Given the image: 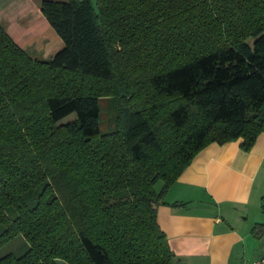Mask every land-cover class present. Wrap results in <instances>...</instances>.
Instances as JSON below:
<instances>
[{
    "label": "trees",
    "instance_id": "obj_1",
    "mask_svg": "<svg viewBox=\"0 0 264 264\" xmlns=\"http://www.w3.org/2000/svg\"><path fill=\"white\" fill-rule=\"evenodd\" d=\"M96 1L0 12V248L30 245L0 264H173L168 189L264 133V0Z\"/></svg>",
    "mask_w": 264,
    "mask_h": 264
},
{
    "label": "crops",
    "instance_id": "obj_2",
    "mask_svg": "<svg viewBox=\"0 0 264 264\" xmlns=\"http://www.w3.org/2000/svg\"><path fill=\"white\" fill-rule=\"evenodd\" d=\"M11 1L0 0V12ZM242 143L209 145L168 189L158 223L173 264H246L263 257L264 133L250 152Z\"/></svg>",
    "mask_w": 264,
    "mask_h": 264
},
{
    "label": "rangeland",
    "instance_id": "obj_3",
    "mask_svg": "<svg viewBox=\"0 0 264 264\" xmlns=\"http://www.w3.org/2000/svg\"><path fill=\"white\" fill-rule=\"evenodd\" d=\"M16 2L22 1V0H15ZM43 0H33V2L37 5L40 6L41 2ZM52 1H59V2H65L68 0H52ZM96 10H98V4L96 0H92ZM19 4V3H18ZM5 25V23H4ZM254 42L253 39H250L248 43L252 45ZM27 53L36 58L39 61L47 62L50 60V57L46 56L44 51L42 50H37L34 47H29ZM111 103L110 100L104 98L101 100V108H102V114H101V131L106 132L111 119L113 118V111L111 110ZM77 119V114L73 113L63 120H61L58 124H68ZM163 187V183H158L156 186L157 191H160ZM30 249L29 243L26 241V239L22 236L19 235L12 241H10L8 244L0 248V260L10 254H13L15 256H21L24 255L28 250ZM59 264H66L64 261H59Z\"/></svg>",
    "mask_w": 264,
    "mask_h": 264
},
{
    "label": "built area",
    "instance_id": "obj_4",
    "mask_svg": "<svg viewBox=\"0 0 264 264\" xmlns=\"http://www.w3.org/2000/svg\"><path fill=\"white\" fill-rule=\"evenodd\" d=\"M246 264H264V255L259 260L252 262V263H246Z\"/></svg>",
    "mask_w": 264,
    "mask_h": 264
}]
</instances>
